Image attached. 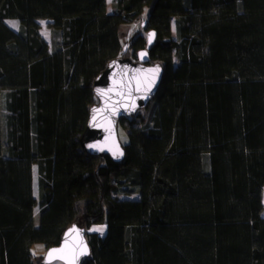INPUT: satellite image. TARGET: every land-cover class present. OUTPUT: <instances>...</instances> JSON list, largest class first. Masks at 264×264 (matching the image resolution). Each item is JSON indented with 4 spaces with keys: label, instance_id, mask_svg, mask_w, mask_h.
I'll use <instances>...</instances> for the list:
<instances>
[{
    "label": "trees",
    "instance_id": "16d2710c",
    "mask_svg": "<svg viewBox=\"0 0 264 264\" xmlns=\"http://www.w3.org/2000/svg\"><path fill=\"white\" fill-rule=\"evenodd\" d=\"M112 3L0 0V264H42L34 245L59 246L74 224L81 264H264V0ZM150 31L164 76L119 119L124 160L87 154L96 78L137 61Z\"/></svg>",
    "mask_w": 264,
    "mask_h": 264
},
{
    "label": "water",
    "instance_id": "95a60500",
    "mask_svg": "<svg viewBox=\"0 0 264 264\" xmlns=\"http://www.w3.org/2000/svg\"><path fill=\"white\" fill-rule=\"evenodd\" d=\"M154 41L155 32H148V48L138 52L137 61L130 58L115 59L96 78L93 89L99 102L91 108L80 139L87 154L110 156L117 163L124 160L125 148L118 132L119 119L133 117L139 110L147 108L164 76V68L160 64H149L148 49ZM127 46L124 45V50ZM157 68L158 72L152 71ZM90 254L86 230L74 224L66 230L59 246L46 251L42 264H81Z\"/></svg>",
    "mask_w": 264,
    "mask_h": 264
},
{
    "label": "rangeland",
    "instance_id": "374dc122",
    "mask_svg": "<svg viewBox=\"0 0 264 264\" xmlns=\"http://www.w3.org/2000/svg\"><path fill=\"white\" fill-rule=\"evenodd\" d=\"M107 5H108V12L111 13L112 12V8H113V3L112 0H107ZM8 25L14 29L15 31L19 30V21L17 20H9L7 21ZM40 26H41V34L43 35V37L47 38V42L50 45V49L51 51L54 49V40H53V34L51 31V28L49 27L50 25V21L49 20H40L39 21ZM138 28V24H136L135 26H130L129 28L125 27L123 29V31L125 32V35H127V39L130 38L132 36V34L137 30ZM173 33H175V26L173 25ZM120 140L122 142H127L128 139L126 137V135L123 133L120 134ZM34 195L35 197L38 199L39 197V191H38V175H37V166H35L34 168ZM118 197L120 199H138V195L134 194V195H118ZM264 202V199H263ZM39 212V208L36 209V218L35 220H37V215ZM94 228H103V231H92V229ZM91 233H97L100 236H104L106 233V226L105 225H99V226H94L89 230ZM33 252L37 257H41L44 256L46 251H45V246L43 244H36L33 247ZM53 264H63L61 262H55Z\"/></svg>",
    "mask_w": 264,
    "mask_h": 264
},
{
    "label": "snow or ice",
    "instance_id": "6c2138e0",
    "mask_svg": "<svg viewBox=\"0 0 264 264\" xmlns=\"http://www.w3.org/2000/svg\"><path fill=\"white\" fill-rule=\"evenodd\" d=\"M141 55H143V54H141ZM152 71H159V69L157 68V69H154V70H152ZM75 230V229H74ZM92 231H100V232H102L103 231V228H94V229H92ZM53 251H56V250H53ZM50 256H51V253H50Z\"/></svg>",
    "mask_w": 264,
    "mask_h": 264
},
{
    "label": "crops",
    "instance_id": "0c3cea01",
    "mask_svg": "<svg viewBox=\"0 0 264 264\" xmlns=\"http://www.w3.org/2000/svg\"><path fill=\"white\" fill-rule=\"evenodd\" d=\"M45 38V37H44ZM45 40L47 41V38H45ZM263 217H264V212H263Z\"/></svg>",
    "mask_w": 264,
    "mask_h": 264
}]
</instances>
